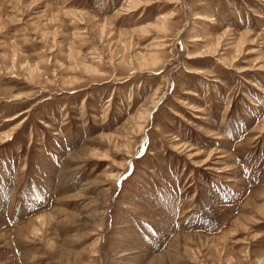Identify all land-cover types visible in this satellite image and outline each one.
<instances>
[{
    "label": "rangeland",
    "instance_id": "1",
    "mask_svg": "<svg viewBox=\"0 0 264 264\" xmlns=\"http://www.w3.org/2000/svg\"><path fill=\"white\" fill-rule=\"evenodd\" d=\"M0 264H264V0H0Z\"/></svg>",
    "mask_w": 264,
    "mask_h": 264
},
{
    "label": "bare ground",
    "instance_id": "2",
    "mask_svg": "<svg viewBox=\"0 0 264 264\" xmlns=\"http://www.w3.org/2000/svg\"><path fill=\"white\" fill-rule=\"evenodd\" d=\"M199 18V17H198ZM157 103L158 102H156L155 104H154V107L157 105ZM153 107V108H154ZM150 112H151V110H149L148 112H147V115H146V117H148L149 116V114H150ZM143 130H144V128H143ZM40 222V224L39 225H43L44 223H45V220H44V218L43 217H41V216H38V217H36V222ZM35 231H38V229H36V230H34V232Z\"/></svg>",
    "mask_w": 264,
    "mask_h": 264
}]
</instances>
